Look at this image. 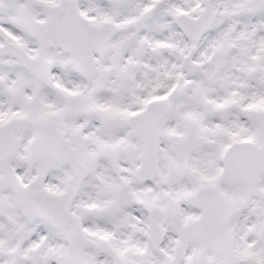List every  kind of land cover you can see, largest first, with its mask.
Listing matches in <instances>:
<instances>
[{
	"label": "snow or ice",
	"instance_id": "obj_1",
	"mask_svg": "<svg viewBox=\"0 0 264 264\" xmlns=\"http://www.w3.org/2000/svg\"><path fill=\"white\" fill-rule=\"evenodd\" d=\"M0 264H264V0H0Z\"/></svg>",
	"mask_w": 264,
	"mask_h": 264
}]
</instances>
